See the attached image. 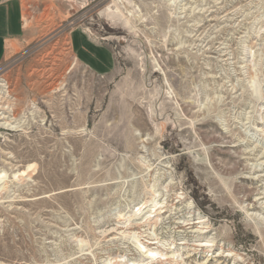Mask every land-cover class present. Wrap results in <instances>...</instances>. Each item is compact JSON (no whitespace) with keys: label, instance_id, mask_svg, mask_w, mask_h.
Masks as SVG:
<instances>
[{"label":"rangeland","instance_id":"rangeland-1","mask_svg":"<svg viewBox=\"0 0 264 264\" xmlns=\"http://www.w3.org/2000/svg\"><path fill=\"white\" fill-rule=\"evenodd\" d=\"M117 1L24 6L0 264H264V0Z\"/></svg>","mask_w":264,"mask_h":264},{"label":"crops","instance_id":"crops-1","mask_svg":"<svg viewBox=\"0 0 264 264\" xmlns=\"http://www.w3.org/2000/svg\"><path fill=\"white\" fill-rule=\"evenodd\" d=\"M59 1L61 2V0H0V65L6 58L8 44L11 42H25L26 36H29V33L32 32L30 31L27 33L26 28L28 29V27L24 24L25 4H51L53 8H55L57 4L59 5ZM73 33L74 32H72V36ZM72 36L70 42L73 53L76 54L78 61L87 63V54L81 49L80 54L77 53Z\"/></svg>","mask_w":264,"mask_h":264},{"label":"bare ground","instance_id":"bare-ground-1","mask_svg":"<svg viewBox=\"0 0 264 264\" xmlns=\"http://www.w3.org/2000/svg\"><path fill=\"white\" fill-rule=\"evenodd\" d=\"M119 1H121V0H118L117 2H114V3L117 4V3H119ZM108 11H109V9H108ZM103 13L106 14V16L108 17V19H110V20L112 18L114 19L117 15L119 17H122V18L125 17V15L122 13V11H119V10L111 11V13H107V10H106V11H103ZM127 18L128 17L126 16L127 24H131V19L130 18L127 19ZM28 25H29V21H26L25 26L28 27ZM254 79L255 78H253V80ZM255 80L252 83V87L254 88L253 89L254 92H257L258 85L256 84L257 82L255 83ZM49 86L52 88L53 91H55L56 89H58V85L56 84V82H52ZM8 89L9 88L7 86L6 81L0 80V94L3 95V96L0 97V111L1 110L3 111V112H0V126L3 127L4 129L10 130V131H17V130L20 129L19 123H16L12 119H10L11 114L14 113V106H15V104L12 101H8V99L11 97ZM0 136H1V134H0ZM31 168L32 167L29 166V170H31ZM24 176L25 175H23V173L22 174H16L14 176V178L15 179H19L20 177H24ZM6 178H7V172L5 170H1L0 171V184H2V183L4 184ZM4 188H5V186L2 185V188L0 190V196H1L2 191L4 190ZM262 196H263V194H261L259 196V198L262 197ZM255 203H256V205H253V208L254 209L255 208H260L261 210L262 209L264 210V196L262 198L258 199ZM257 205H260V207H257Z\"/></svg>","mask_w":264,"mask_h":264}]
</instances>
